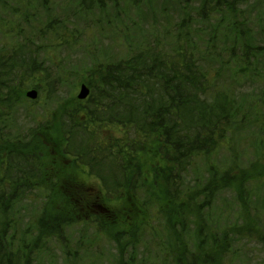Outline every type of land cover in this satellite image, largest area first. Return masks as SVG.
<instances>
[{
    "label": "trees",
    "instance_id": "1",
    "mask_svg": "<svg viewBox=\"0 0 264 264\" xmlns=\"http://www.w3.org/2000/svg\"><path fill=\"white\" fill-rule=\"evenodd\" d=\"M82 37L99 44L87 51L99 77L68 103L67 76L80 70L60 53ZM31 88L41 104L26 98ZM52 104L61 154L96 177L99 201L131 190L146 202L152 190L179 236L172 250L158 241V257H137L128 247L138 234L117 235L115 264H264V175L250 171L255 154L234 147L242 138L264 149V0H0V264H54L48 243L71 252L65 230L76 221L53 201L32 221L10 208L43 191L38 151L41 135H57ZM111 127L119 137L104 133ZM145 144L163 160L161 184L143 188Z\"/></svg>",
    "mask_w": 264,
    "mask_h": 264
},
{
    "label": "rangeland",
    "instance_id": "2",
    "mask_svg": "<svg viewBox=\"0 0 264 264\" xmlns=\"http://www.w3.org/2000/svg\"><path fill=\"white\" fill-rule=\"evenodd\" d=\"M56 13L58 12L56 11ZM165 18H170L173 23H176L180 19L176 13L172 12L167 13ZM59 31H61L60 28ZM82 38L86 40L83 44L79 46L75 45L74 47L69 48V52L62 50L60 53V55L69 53L68 58L63 62H65V64L74 65L80 70L77 74L72 73L67 76V79L71 77L73 80V82L68 86L69 91L73 90L72 96L70 97L69 93L67 95V89L66 92L63 93V96H67L68 103H72L74 99L77 101H84L86 98L80 99L77 97L80 85L82 83L85 84L90 93L91 85H95V83L91 82H93V80L95 82V80L99 77L95 70L96 65L90 64V57L87 53L88 50L93 49L96 45L95 54H98L99 44L98 42H95L94 45L92 43L90 44L91 39L87 40V38ZM100 40L101 42H104L108 50L111 49V47H108L109 41L107 36L100 38ZM63 69H60V71ZM250 86L251 84L248 85V87ZM28 90L30 89L25 91V96ZM40 92V90L39 92L37 91L35 98H29L27 96L26 98L41 104L42 94ZM65 99L62 103L65 102ZM29 108H31L32 111H37L39 107L36 105V107L29 106ZM47 110L49 113L54 115V119L51 124V131L56 130L57 135L54 134L52 137L50 134L41 135L42 142L46 145L45 147L42 146V150L38 151L41 160L40 165L43 168V177L41 178L39 184H41L43 191H32L31 193L26 192L25 196H23L24 199L12 202L10 204V208L11 210H15L21 205L23 208L21 210H24L26 213L24 217L34 214L29 219L32 221L38 214H43L45 217L47 211H49V206L45 205L49 200L53 201L52 203H54L58 209H61L64 214H71L73 220L76 222L69 229L65 230V235L70 237V254L68 253L66 255L65 250L58 247V243H48L45 248V250L51 254L50 257L54 260V264H115L116 259L114 254L117 247H114L115 245L112 244V240H114L117 235L133 236L134 234H138L134 235L132 238L134 242L129 244L128 247L131 250L134 248L133 253H135L137 257L142 255L148 257V249L151 250V256L158 257L157 251L158 249L161 250V243H157L158 241H165L164 243L166 245L165 248L167 252L172 250L176 239H178L179 236L178 238L177 236H174L173 232H176V229L173 231L172 229L170 230V226H174V224H172L171 221L167 222V220L164 223L163 217H160L158 215L159 213L156 212V208L158 207V204H156L158 203L157 194L154 191L147 189L146 191L148 192L150 200H148L147 197H144L145 200H147L145 202L142 201V192H139L138 195H136L131 190H125V192L123 191L115 197H104L102 199L103 201H99V195H103V191L98 186V182L95 180L96 177L93 175L91 177L88 176L90 174L85 172L82 166L75 164L70 158L61 154V148L58 143L60 145L62 144V138L57 129V119H55L57 108L55 110L54 105L52 104L51 106H48ZM104 133L108 135L113 134L114 137L120 136V130H118L117 127H111L110 130L104 131ZM249 140L252 139L249 138ZM234 147L239 152L244 151L246 158H252L255 154L258 164L250 171L254 175H262V173L264 175V149H260L258 154L255 152L253 153L256 149V144L252 143V141L246 142L242 138L235 142ZM144 150L149 151L148 153L142 155L141 161L143 165L142 171L145 172V175H143L145 177V184L143 188H146L147 184L150 185V181L152 179L161 184V178L158 176V171L155 170L154 166L158 164L161 165L163 159L160 158L157 153L153 155V147L148 148L145 144ZM224 150L226 151V149ZM261 179L262 177L257 180ZM260 184L264 185L263 182ZM65 195L70 197L68 201H65ZM135 196L138 197L132 198ZM130 197L134 201H130ZM224 197L227 196L225 195ZM63 201L65 202L63 203ZM220 202L224 203L225 200H220ZM96 203L99 204V207ZM137 203L139 207H143V214L138 212V210L142 211L141 209L136 210L135 205H137ZM148 206L150 207V211L148 210ZM230 206L231 205L228 204L227 208H230ZM169 207L170 206L167 208ZM191 207L190 209L186 207V211L192 212L193 209ZM132 209L136 210V213L131 212ZM187 212H183V215L184 213L187 215ZM117 215L120 217L118 218ZM94 217L97 221L92 223V219ZM158 219L159 222H157ZM196 221L200 223L198 215H196ZM186 222L187 221H185V224ZM31 223L33 224V222ZM165 228H168L166 240V235L164 236L159 233L160 229L164 230ZM119 236L118 238H120ZM136 239L137 242L135 245ZM149 262L151 261H147L145 263L149 264ZM32 264H35V262ZM168 264L172 263L169 262Z\"/></svg>",
    "mask_w": 264,
    "mask_h": 264
},
{
    "label": "water",
    "instance_id": "3",
    "mask_svg": "<svg viewBox=\"0 0 264 264\" xmlns=\"http://www.w3.org/2000/svg\"><path fill=\"white\" fill-rule=\"evenodd\" d=\"M89 92L88 87L85 84H81L79 88V92L77 94V97L80 99H84ZM37 95V91L35 89H30L26 92V96L29 98H35Z\"/></svg>",
    "mask_w": 264,
    "mask_h": 264
}]
</instances>
